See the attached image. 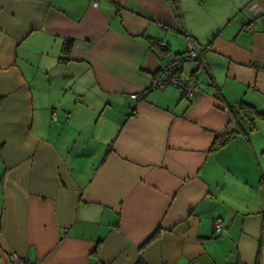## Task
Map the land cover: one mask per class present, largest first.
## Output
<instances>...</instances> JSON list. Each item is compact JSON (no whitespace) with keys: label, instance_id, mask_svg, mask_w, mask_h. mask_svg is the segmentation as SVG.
I'll return each mask as SVG.
<instances>
[{"label":"crops","instance_id":"1","mask_svg":"<svg viewBox=\"0 0 264 264\" xmlns=\"http://www.w3.org/2000/svg\"><path fill=\"white\" fill-rule=\"evenodd\" d=\"M97 1L0 0V264H264V0Z\"/></svg>","mask_w":264,"mask_h":264},{"label":"built area","instance_id":"2","mask_svg":"<svg viewBox=\"0 0 264 264\" xmlns=\"http://www.w3.org/2000/svg\"><path fill=\"white\" fill-rule=\"evenodd\" d=\"M94 5H98L97 0H93ZM258 8L257 3H252L250 6L251 10H256ZM255 22L250 24L248 27L249 30H253L255 28ZM207 47L206 49H209ZM200 57V52L195 46L193 42H190V47L185 55L177 56L172 61L164 64L161 67L160 75L152 84L154 90H164L167 87L175 86L179 88L184 95L185 99L191 100L194 97V87L192 84L184 79L182 75L179 73L183 67V63L189 60H195ZM133 98L140 99L142 98L141 94H133ZM214 230L216 233H219L222 229V220L216 219L214 221ZM68 232V229H64V234ZM9 259L13 264H27V260L25 257L19 255L18 253H9Z\"/></svg>","mask_w":264,"mask_h":264},{"label":"trees","instance_id":"3","mask_svg":"<svg viewBox=\"0 0 264 264\" xmlns=\"http://www.w3.org/2000/svg\"><path fill=\"white\" fill-rule=\"evenodd\" d=\"M147 39H148L150 46L152 48H154L156 50H160L165 55H167L169 53L168 47L165 46L162 43V41L155 39V38H147ZM72 46H73V40H66L65 41L64 48H63L65 55L69 54L71 52ZM179 56H181V55H179ZM61 60L65 61L67 59L61 58L60 61ZM160 70H161V68L154 75V81L157 79V77H159ZM179 73L182 75V69L180 70ZM152 86L153 85H151V87H149V89H147L146 91L141 93L142 98L146 97L149 92L154 91ZM183 98H184V95H183ZM238 104H239V109H240L244 119L249 124L248 130H244L243 128L239 127V128H234V129L227 131L225 133L218 134L216 136L215 141H214L212 150H216V149L224 146L225 144H227L229 141H231L232 139H234L238 135L248 136L249 133L256 130V121L257 120H264V113L257 110L253 105H250L246 102H240ZM139 264H141V262Z\"/></svg>","mask_w":264,"mask_h":264},{"label":"rangeland","instance_id":"4","mask_svg":"<svg viewBox=\"0 0 264 264\" xmlns=\"http://www.w3.org/2000/svg\"><path fill=\"white\" fill-rule=\"evenodd\" d=\"M173 87H174V86H173ZM102 98H105V97H102ZM128 103H129V104H132L133 102L129 101ZM103 105H104V103L101 102L100 107L103 108V107H104ZM127 106H131V105H127ZM114 113H115V112H114ZM117 114H118V111H117ZM256 125H257V126L262 125V127H263V129H264V120H257V121H256ZM257 126H256V127H257ZM261 135H263V133H261Z\"/></svg>","mask_w":264,"mask_h":264}]
</instances>
